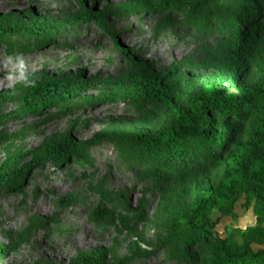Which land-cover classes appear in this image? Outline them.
Instances as JSON below:
<instances>
[{
    "label": "rangeland",
    "instance_id": "1",
    "mask_svg": "<svg viewBox=\"0 0 264 264\" xmlns=\"http://www.w3.org/2000/svg\"><path fill=\"white\" fill-rule=\"evenodd\" d=\"M80 1L104 15L81 17L77 0H0V17L10 14L22 23L72 19L57 31L0 38V92L8 91V98L0 101V169L19 170L0 178V245L9 246L0 254V264H88L84 255L98 247L110 251L107 263L200 264L208 257L207 249L189 242L192 234L172 224L185 205L193 204L197 187H213L221 172L168 177L158 187L141 162L126 156L132 149L131 133L155 122L154 109L114 97L109 81L119 80L129 69L116 42L147 75L173 70L167 81L189 82L212 76L211 64L226 38L218 27L220 9L211 11L210 29L203 30L197 28V18L186 20L180 9L187 6ZM130 1L139 5L130 7ZM174 1L182 5L187 0ZM253 1L264 6V0ZM255 31L253 49L264 58V23ZM72 79L104 83L90 81L78 96L34 110L22 107L28 83ZM246 80H255V70ZM66 135L83 146L47 153L48 142ZM12 153L19 158L5 165ZM119 195H128V200L120 202ZM241 202L234 216L219 219L213 235L226 237L234 228L255 223L252 209ZM117 208L130 216L133 232L95 217Z\"/></svg>",
    "mask_w": 264,
    "mask_h": 264
},
{
    "label": "trees",
    "instance_id": "2",
    "mask_svg": "<svg viewBox=\"0 0 264 264\" xmlns=\"http://www.w3.org/2000/svg\"><path fill=\"white\" fill-rule=\"evenodd\" d=\"M77 1L81 4V17L99 19L104 15L91 12ZM144 4L172 9L187 6L180 11L185 13L186 20L190 15L197 18L200 24L197 28L203 30L210 29L211 11L218 7V27L226 38L219 57L211 64L213 75L194 82L174 78L167 81L173 70L162 75L143 73L134 56L116 42L129 69L119 80L109 81L116 94L113 96L136 108L150 104L155 112L153 124L131 133L132 149L126 156L141 162L145 174L150 175L158 187L168 177H206L212 171L221 172L213 187H197L198 195L193 204L182 208L172 227L189 231L192 236L188 241L194 240L207 249L208 257L200 264H264V58L253 49L257 38L255 30L264 23V6L253 0H187L182 5L174 0H147ZM128 5L136 7L139 3L130 1ZM47 22V25H35L22 23L19 17L10 14L0 17V38L57 31L72 19ZM253 70L255 80L247 81L248 73ZM90 81L104 83L94 79L28 83L26 93L20 98L22 107L34 110L78 96V91ZM6 98L8 91L0 92V101ZM83 144L66 135L48 142L46 151L60 153ZM18 158L12 153L4 164ZM18 171L0 169V178ZM239 199L244 207L252 209L255 223L244 229L234 228L226 237L213 235L211 229L222 216L235 215ZM118 200L127 201L128 195H119ZM213 211L217 212L214 217ZM95 217H104L107 223L121 224L133 232L130 216L121 215L119 208L106 209ZM137 218H142L141 214ZM8 247L0 245V254ZM109 252L98 247L86 253L84 260L88 264L125 261L107 263ZM187 257L192 258V255Z\"/></svg>",
    "mask_w": 264,
    "mask_h": 264
}]
</instances>
